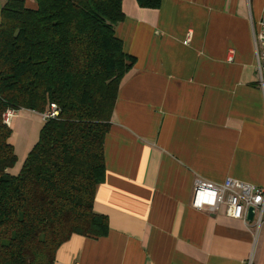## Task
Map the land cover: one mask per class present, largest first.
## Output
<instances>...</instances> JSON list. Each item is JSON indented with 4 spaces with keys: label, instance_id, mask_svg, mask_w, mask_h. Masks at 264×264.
I'll list each match as a JSON object with an SVG mask.
<instances>
[{
    "label": "crops",
    "instance_id": "0c3cea01",
    "mask_svg": "<svg viewBox=\"0 0 264 264\" xmlns=\"http://www.w3.org/2000/svg\"><path fill=\"white\" fill-rule=\"evenodd\" d=\"M251 3L161 0L148 9L121 0L114 34L134 65L117 91L93 202L108 233L71 236L54 264H264V224L254 230L191 207L196 179L264 186L253 47L263 9L256 20ZM25 122L16 112L9 128Z\"/></svg>",
    "mask_w": 264,
    "mask_h": 264
},
{
    "label": "trees",
    "instance_id": "16d2710c",
    "mask_svg": "<svg viewBox=\"0 0 264 264\" xmlns=\"http://www.w3.org/2000/svg\"><path fill=\"white\" fill-rule=\"evenodd\" d=\"M6 0L0 20V264H54L71 236L103 238L107 219L93 212L104 181L103 146L120 82L134 65L114 27L121 0ZM158 9L161 0H136ZM16 175L7 109L42 114Z\"/></svg>",
    "mask_w": 264,
    "mask_h": 264
},
{
    "label": "built area",
    "instance_id": "2783aa9c",
    "mask_svg": "<svg viewBox=\"0 0 264 264\" xmlns=\"http://www.w3.org/2000/svg\"><path fill=\"white\" fill-rule=\"evenodd\" d=\"M258 25V32L253 34V47L258 84L264 97V8ZM15 115L14 110L7 109L2 115V123L9 127ZM58 116V107L49 104L41 114V120L46 122ZM191 207L209 214L222 211L225 217L242 221L247 227L258 230L264 224V186H255L230 178L221 184L196 179L193 184ZM250 209L253 218L248 221Z\"/></svg>",
    "mask_w": 264,
    "mask_h": 264
},
{
    "label": "rangeland",
    "instance_id": "374dc122",
    "mask_svg": "<svg viewBox=\"0 0 264 264\" xmlns=\"http://www.w3.org/2000/svg\"><path fill=\"white\" fill-rule=\"evenodd\" d=\"M264 2L262 0H252L250 8L252 9L253 16L257 20L259 19L260 13L262 12ZM18 115L26 119V122L17 128H11V142L13 146L14 153L18 156L25 154L26 150L29 148L28 152L32 149L34 144L37 142L40 130L42 128L43 122L41 121V116L38 113L29 110H20L17 112ZM28 154V153H27ZM25 154V155H27ZM19 156V157H20ZM22 164L19 166L16 164L9 170L10 175H16ZM17 170V172H15Z\"/></svg>",
    "mask_w": 264,
    "mask_h": 264
},
{
    "label": "water",
    "instance_id": "95a60500",
    "mask_svg": "<svg viewBox=\"0 0 264 264\" xmlns=\"http://www.w3.org/2000/svg\"><path fill=\"white\" fill-rule=\"evenodd\" d=\"M252 218H253V213H252V210L250 209L249 212H248L247 220H248V221H251Z\"/></svg>",
    "mask_w": 264,
    "mask_h": 264
}]
</instances>
